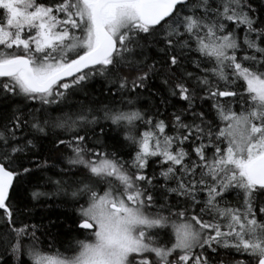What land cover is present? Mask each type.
<instances>
[{
    "label": "snow or ice",
    "instance_id": "1",
    "mask_svg": "<svg viewBox=\"0 0 264 264\" xmlns=\"http://www.w3.org/2000/svg\"><path fill=\"white\" fill-rule=\"evenodd\" d=\"M0 264H264V0H0Z\"/></svg>",
    "mask_w": 264,
    "mask_h": 264
}]
</instances>
